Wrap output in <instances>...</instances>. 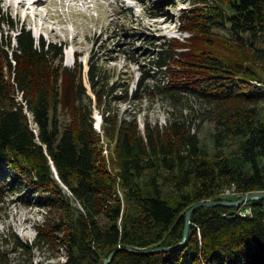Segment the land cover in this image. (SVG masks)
I'll use <instances>...</instances> for the list:
<instances>
[{
	"label": "trees",
	"instance_id": "16d2710c",
	"mask_svg": "<svg viewBox=\"0 0 264 264\" xmlns=\"http://www.w3.org/2000/svg\"><path fill=\"white\" fill-rule=\"evenodd\" d=\"M186 17L194 35L158 43L133 91H156L179 111L164 125L146 122L143 133L135 116L110 111L94 62L87 76L100 131L81 65L51 64L61 61L60 46L42 39L35 46L22 26L10 51L0 41V196L14 180L40 194L48 210L33 246H62L65 260L55 264H102L114 249L107 264H264V199L241 205L249 209L244 216L223 205L196 209L184 244L168 252L124 248L176 244L193 203L264 190V0H220ZM187 95L201 103L202 120L213 123V156L200 144ZM104 143H112L108 155ZM159 179L175 193L163 195ZM225 187L234 193L219 195Z\"/></svg>",
	"mask_w": 264,
	"mask_h": 264
},
{
	"label": "rangeland",
	"instance_id": "374dc122",
	"mask_svg": "<svg viewBox=\"0 0 264 264\" xmlns=\"http://www.w3.org/2000/svg\"><path fill=\"white\" fill-rule=\"evenodd\" d=\"M38 4L32 13L25 6H19L18 0H0V18H9L11 21L10 24H0V41L4 44V50L10 51L16 46L15 35L20 26L30 31L35 46L38 47L41 39L45 44L55 43L60 46L61 61L55 59L51 64L54 67L66 66L69 70L75 69L78 64L81 65L83 70L81 80L92 100L93 127L100 131L101 112L96 107V95L90 88L87 76L88 65L90 61L94 62L95 67L100 71L101 79V84L97 88L104 90L102 99L107 103L110 111L115 112L118 117L135 116L136 123L143 133L146 122L150 125L155 123L164 125L172 111H179V106L173 108L156 91L144 92L141 88L133 94L139 75L148 70L149 60L159 49L156 45L171 38L188 42V38L192 37L194 32L185 28L189 23L186 14L193 13L196 9L201 12L205 8L219 5L220 0H42ZM213 30L226 35L224 30ZM8 41L10 46L7 45ZM186 48H177V50ZM236 49L238 48L233 50ZM70 50L76 52L73 57ZM159 82L162 85L161 80ZM58 83H60L59 76ZM146 83L149 85L151 81L148 80ZM122 89H126V97H120L123 94ZM15 96L16 99L21 100L20 93L15 92ZM188 99L189 106H192L197 117L195 124H198L200 144L206 154L213 156L216 150L213 141V123L202 120L204 109L199 101L191 96H188ZM59 109L62 110L61 105ZM183 111L184 114L189 113L188 109ZM60 117H67L65 111H60ZM106 145L107 143L103 144L102 152L108 155L112 143L109 147ZM145 178L144 175L139 182L142 184ZM9 180L7 179L8 182ZM11 182L3 188L0 196V263L63 262L65 250L62 246H51L48 243L33 246L36 227L44 223L45 210H48L40 204L43 202L40 194L20 180ZM159 183L163 195L175 193L176 188L169 182L164 183L159 179ZM62 187L67 191L65 186ZM185 189L187 190L188 187ZM119 190L121 195V189ZM223 190L219 195L234 193L228 187ZM240 194L246 193L240 192ZM73 204L79 207L76 202ZM48 213L51 217V213ZM16 244L21 245L22 249Z\"/></svg>",
	"mask_w": 264,
	"mask_h": 264
},
{
	"label": "water",
	"instance_id": "95a60500",
	"mask_svg": "<svg viewBox=\"0 0 264 264\" xmlns=\"http://www.w3.org/2000/svg\"><path fill=\"white\" fill-rule=\"evenodd\" d=\"M54 170V168H53ZM54 173L57 177V174H56V171L54 170ZM58 179V177H57ZM60 183L61 181L58 180ZM61 185H63L61 183ZM258 199H264V191H257V192H249V193H246L244 195H241L238 199H235V200H228V199H215V200H212V199H206V200H200V201H197L195 203H193L189 208L188 210L185 212V218H184V227H183V234H182V239L180 242L176 243V244H172V245H169V246H158V247H150V248H143V249H134V248H131V247H124L126 250L128 251H133V252H138V253H154V252H168L170 250H173V249H176V248H179L181 247L185 240H186V237H187V234H188V231H189V225L191 223L190 221V216H191V213L193 211H195L196 209H199V208H202V207H212V206H215V205H223V206H227V207H238L240 205V203H242L243 201H249V200H258ZM233 213V209H230L229 210V214H232ZM119 248V247H118ZM116 249L112 250L108 256L104 259L103 263L102 264H107L109 262V260L111 259L114 251Z\"/></svg>",
	"mask_w": 264,
	"mask_h": 264
},
{
	"label": "bare ground",
	"instance_id": "6f19581e",
	"mask_svg": "<svg viewBox=\"0 0 264 264\" xmlns=\"http://www.w3.org/2000/svg\"><path fill=\"white\" fill-rule=\"evenodd\" d=\"M9 1V0H8ZM17 1V0H16ZM42 0H18L19 6H25V8L32 12L36 10V5H39L38 3ZM21 9V8H20ZM35 14H38L37 12H34ZM25 17V16H24ZM41 23V22H40ZM42 25V24H41ZM40 28V27H39ZM239 211H235L236 214H238ZM239 215V214H238Z\"/></svg>",
	"mask_w": 264,
	"mask_h": 264
},
{
	"label": "built area",
	"instance_id": "2783aa9c",
	"mask_svg": "<svg viewBox=\"0 0 264 264\" xmlns=\"http://www.w3.org/2000/svg\"><path fill=\"white\" fill-rule=\"evenodd\" d=\"M244 203H245V202L241 203L240 206L243 205ZM240 206H239L235 211L243 212V216H244L245 214L249 213V209H247V208H244V209H243V207H240Z\"/></svg>",
	"mask_w": 264,
	"mask_h": 264
}]
</instances>
